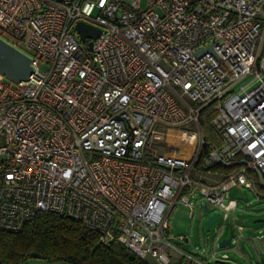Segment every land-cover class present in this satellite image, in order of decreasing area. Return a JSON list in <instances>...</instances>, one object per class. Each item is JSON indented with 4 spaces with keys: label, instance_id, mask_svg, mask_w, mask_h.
Returning <instances> with one entry per match:
<instances>
[{
    "label": "built area",
    "instance_id": "2783aa9c",
    "mask_svg": "<svg viewBox=\"0 0 264 264\" xmlns=\"http://www.w3.org/2000/svg\"><path fill=\"white\" fill-rule=\"evenodd\" d=\"M0 39L32 67L14 87L0 73V231L52 212L155 264H204L170 217L199 194L226 220L230 189L264 187V0H0Z\"/></svg>",
    "mask_w": 264,
    "mask_h": 264
},
{
    "label": "trees",
    "instance_id": "16d2710c",
    "mask_svg": "<svg viewBox=\"0 0 264 264\" xmlns=\"http://www.w3.org/2000/svg\"><path fill=\"white\" fill-rule=\"evenodd\" d=\"M260 53L264 55V42ZM212 116L210 106H205L200 120L204 140H216L209 128ZM206 151L207 148L201 146L196 157L199 159ZM30 256L69 264H155L137 257L116 242L99 243L97 234L81 222L52 212L39 213L18 232L0 231V264L23 262ZM171 264H183V259Z\"/></svg>",
    "mask_w": 264,
    "mask_h": 264
},
{
    "label": "rangeland",
    "instance_id": "374dc122",
    "mask_svg": "<svg viewBox=\"0 0 264 264\" xmlns=\"http://www.w3.org/2000/svg\"><path fill=\"white\" fill-rule=\"evenodd\" d=\"M258 45V44H257ZM48 64L41 62L39 69L45 71L48 69ZM4 82L11 87L15 83L9 78L3 76ZM227 197L236 199V210L231 212L225 220L223 213H220L217 220L210 227V236L206 237L205 221L208 215L202 209L203 200L199 194H195L191 199V204L196 205L194 215L189 214V208L179 203L174 208L170 217V233L172 236L176 234H185L188 237L187 242L173 240L175 246L185 254L192 255L197 259L210 264L220 263L216 258H211L210 254L217 253L219 258L221 254L226 253L230 259L235 260L236 264H249L248 255L252 257V264H257L254 259L253 246L248 238H251L253 243L259 244L257 241L260 235L264 236V187L259 184L252 189L243 187H233L227 193ZM237 225L243 227L242 231L237 230ZM230 231H234L239 236L238 242L235 243V238L231 244L224 248H219L218 244L221 239L228 237ZM256 245V246H257ZM243 248L245 253L243 252ZM178 258V256H175ZM215 262V263H214ZM188 260L183 258V264H187ZM15 264H69L66 262L50 261L44 258L30 256L23 262Z\"/></svg>",
    "mask_w": 264,
    "mask_h": 264
},
{
    "label": "water",
    "instance_id": "95a60500",
    "mask_svg": "<svg viewBox=\"0 0 264 264\" xmlns=\"http://www.w3.org/2000/svg\"><path fill=\"white\" fill-rule=\"evenodd\" d=\"M76 30L80 35L82 41L86 38H95L100 33L99 29L89 26L82 22H78L76 24ZM201 52H203V50H199L197 54L200 55ZM0 73L5 77L9 78L14 83L27 80L29 75L32 73L30 58L15 47L3 41L2 39H0ZM203 210L208 215L205 221V225L206 237H209L210 227L217 220L219 213L213 212V210L208 208L206 205L203 206ZM65 217L72 219L70 215H66ZM233 238L234 233L233 231H230L228 237L221 239L218 244V247L224 248L228 246L229 244H231Z\"/></svg>",
    "mask_w": 264,
    "mask_h": 264
},
{
    "label": "crops",
    "instance_id": "0c3cea01",
    "mask_svg": "<svg viewBox=\"0 0 264 264\" xmlns=\"http://www.w3.org/2000/svg\"><path fill=\"white\" fill-rule=\"evenodd\" d=\"M242 230H243V227H242ZM242 230H238V231H242ZM233 233H234L235 243H237L239 236L234 231H233ZM248 239H249V241H251V245L253 246V253H254L253 256H254V259H255L256 263L257 264H264V236L260 235V238L257 239V241H259L258 245L253 243L251 238H248ZM242 253H245L244 248H243V252ZM249 253L246 252L245 254L248 255L249 264H252V257H251V255ZM224 254H226V253H224ZM218 262H220V263H215V262L214 263L215 264H236L235 260L230 259V258H228V260H226V261H219L218 260ZM204 264H210V263L204 262Z\"/></svg>",
    "mask_w": 264,
    "mask_h": 264
}]
</instances>
